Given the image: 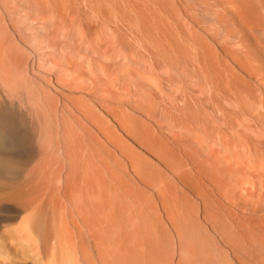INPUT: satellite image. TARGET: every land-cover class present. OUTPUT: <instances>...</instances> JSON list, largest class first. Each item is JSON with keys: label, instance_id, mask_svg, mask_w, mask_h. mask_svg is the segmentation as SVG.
<instances>
[{"label": "rangeland", "instance_id": "1", "mask_svg": "<svg viewBox=\"0 0 264 264\" xmlns=\"http://www.w3.org/2000/svg\"><path fill=\"white\" fill-rule=\"evenodd\" d=\"M23 1L0 5L24 83L0 108V264H44L47 231L46 251L57 245L52 208L65 201L91 264H103L100 243L106 264H162L163 225L168 264H264V0ZM62 117L108 147L103 182L85 140L64 144ZM21 185L19 204L7 194ZM84 202L93 226L102 205L104 228L88 230ZM28 215L39 262L17 250ZM53 259L74 264L60 250Z\"/></svg>", "mask_w": 264, "mask_h": 264}, {"label": "bare ground", "instance_id": "2", "mask_svg": "<svg viewBox=\"0 0 264 264\" xmlns=\"http://www.w3.org/2000/svg\"><path fill=\"white\" fill-rule=\"evenodd\" d=\"M51 1L62 2V0H51ZM2 2L3 0H0V5L2 4ZM13 39L14 36L10 33L7 25L0 17V108L3 106V105L1 106V103L5 105H9L11 107H13L14 105V101H12L11 99L13 93L12 91H9L10 89L9 86H12L14 84V86H16V89H22L24 87V83L22 82V80L18 77H14L10 68L11 63L19 65V61H21V59L19 58L20 56L18 51V43L15 42V40ZM61 123L63 125V133H64L63 141L66 146L72 144V142H74L75 139H78L79 141L85 140L86 144L82 145V148L89 153V155L86 156V161H91V157L93 155H96L97 158L100 160L101 162L100 167L94 164L93 165L99 168L100 172H102V176L99 177V181L103 182L104 179L103 172L104 170L110 168V165L106 161V153H105L106 150L108 152V147H106L104 141L95 133L94 130H92L87 125H79L81 127V131H83L84 133L78 130L73 120L69 117H62ZM0 142L5 145V149L1 150V152L8 154L9 150L7 148V145L9 144V138L8 135L4 134V132L2 131L0 132ZM119 148H121V146H119ZM44 154L45 153L42 152L41 156H44ZM131 160H133V157H131ZM87 163L89 167L90 162ZM115 166L116 167L113 168L119 169L121 167V164H117ZM133 167L134 168L138 167V164L136 162H133ZM110 180L114 183V187L116 189H120L122 183L120 172L119 174H116L114 177L112 176ZM22 188L23 185H21L20 187L14 186V188L10 190L9 193L7 194V198L19 200V204H21V200L25 196V191H22ZM59 198L60 199L58 200V202L61 203V201H63L64 199H69V196L67 192L64 191L60 194ZM42 200L49 201L48 195L33 198V202H32L33 204H31L30 206L31 213L39 214L40 203ZM67 206L70 205L67 201H65L63 205L60 206L59 208L55 206L52 208V212H53L52 217H54L55 220V223L53 224L54 225L53 232L57 237V245L52 249L51 254L48 251L49 247L47 248V251L52 256V258L48 257L46 247L51 242L52 232L47 231L45 234V242H47V244L45 245L44 242V247H43L44 248L43 257L45 258L44 264H54L53 258H55L57 250H60L62 252L63 261L68 259V255H71L74 259V264H85V262L86 264H91V259L89 256V252L87 250V245L82 240V235L86 236V233L79 226V222L75 214L71 211V209L67 208ZM83 206H85L87 213L84 214V212L80 210V214H81L80 219L86 224L88 230H90V228L93 227L104 228L102 226L103 214H104L102 205H97L95 209L99 226H93L89 220L91 207L88 205V203L84 202ZM25 227H26L25 229L26 232L21 233L15 240L17 242V250L21 253V256L24 259H31L33 262H39L42 260L41 251L39 250V244H37L36 241L32 238V235L38 233L40 230L38 218L33 217L32 215L30 216L28 215L26 217ZM162 227L164 228L163 230L164 241L158 246L165 247L163 250L165 257L162 264H168L169 256H170L169 255L170 251L168 247H173L172 239L170 238L169 228L166 225H163ZM199 244L200 245H196V246L201 247V243ZM102 247H103L102 243L97 244V251L100 256V260L102 261L103 264H106V257L104 255V251ZM175 249L179 251L180 256L184 252L188 251L187 246H185V244L182 243L181 241L178 243L174 242V250ZM253 251L255 250L253 249ZM257 251L258 250L256 248V252ZM260 254L262 255V253ZM254 255L259 257V255L257 254ZM205 261L207 263L206 259Z\"/></svg>", "mask_w": 264, "mask_h": 264}]
</instances>
